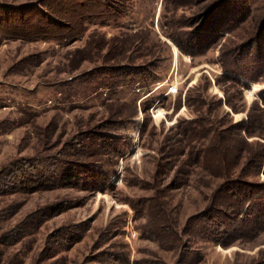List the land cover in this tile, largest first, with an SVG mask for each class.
Masks as SVG:
<instances>
[{
    "label": "rangeland",
    "instance_id": "374dc122",
    "mask_svg": "<svg viewBox=\"0 0 264 264\" xmlns=\"http://www.w3.org/2000/svg\"><path fill=\"white\" fill-rule=\"evenodd\" d=\"M263 20L0 0V264H264Z\"/></svg>",
    "mask_w": 264,
    "mask_h": 264
},
{
    "label": "trees",
    "instance_id": "16d2710c",
    "mask_svg": "<svg viewBox=\"0 0 264 264\" xmlns=\"http://www.w3.org/2000/svg\"><path fill=\"white\" fill-rule=\"evenodd\" d=\"M234 19V18H233ZM242 18L240 17V19H239V21L241 20ZM233 21V20H232ZM235 21V20H234ZM236 21H238V20H236ZM264 23V20H263V22H262V24ZM229 26H227L226 28H228ZM215 33V32H214ZM217 33V32H216ZM262 34V33H261ZM215 36H216V34H213L212 36H211V38H208V40H207V42H206V44L207 45H209L210 43H212L213 41H214V39H215ZM262 37L261 39H264V34L263 35H259V37ZM243 76H246V74L245 73H243ZM251 125L253 126L254 124H252L251 123ZM247 133H248V135H254L255 134V132H252V130H250L249 128H247ZM77 176V172H74V170H73V168H71V167H69V168H67V170H66V177L65 178H67L68 180H72V179H75V177ZM224 213V212H223ZM223 215H225L226 216V214H223ZM226 218V217H225ZM226 220V219H225ZM222 221H224L223 219H222ZM222 221H221V223H222Z\"/></svg>",
    "mask_w": 264,
    "mask_h": 264
}]
</instances>
